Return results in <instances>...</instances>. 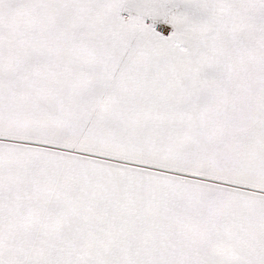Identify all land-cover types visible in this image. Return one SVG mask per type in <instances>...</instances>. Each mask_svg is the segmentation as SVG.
Instances as JSON below:
<instances>
[{
	"label": "snow or ice",
	"instance_id": "6c2138e0",
	"mask_svg": "<svg viewBox=\"0 0 264 264\" xmlns=\"http://www.w3.org/2000/svg\"><path fill=\"white\" fill-rule=\"evenodd\" d=\"M0 264H264V0H0Z\"/></svg>",
	"mask_w": 264,
	"mask_h": 264
}]
</instances>
